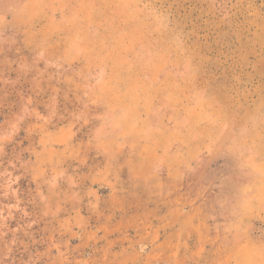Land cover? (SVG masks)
<instances>
[{"label": "rangeland", "instance_id": "374dc122", "mask_svg": "<svg viewBox=\"0 0 264 264\" xmlns=\"http://www.w3.org/2000/svg\"><path fill=\"white\" fill-rule=\"evenodd\" d=\"M43 7L57 17L76 10L84 26L67 35L91 41L87 54L123 55L126 43L137 53L140 43L155 64L177 63L214 113L195 126L192 164L176 184L164 181L159 194L102 188L92 202L86 178L102 160L92 144L101 108L93 89L104 70L84 67L71 46L28 48L22 31L3 21L0 264H264V0H44ZM160 103L162 127L182 131L178 111ZM64 126L74 157L44 164L35 156L38 135ZM180 137H168L165 164L177 160ZM252 168L258 190L246 176ZM156 171L163 175L164 165ZM120 177L134 182L125 171Z\"/></svg>", "mask_w": 264, "mask_h": 264}, {"label": "crops", "instance_id": "0c3cea01", "mask_svg": "<svg viewBox=\"0 0 264 264\" xmlns=\"http://www.w3.org/2000/svg\"><path fill=\"white\" fill-rule=\"evenodd\" d=\"M43 5L44 0H8L6 5L0 2V28L5 21L11 28L21 30L28 48L71 46L75 49L74 56L80 58L84 67L104 70L96 77L93 89V102L101 108L97 114L99 132L92 138V144L102 160L96 171L86 178L91 185L92 202L99 201V189L102 188L124 192L144 187L159 194L166 185L164 181L176 184L192 164L197 148L194 128L212 118V102L193 88L192 80L179 70L177 63L170 61L171 67H167L166 62L155 64L157 56L140 43L137 53H133L134 46L126 43L127 53L123 55L87 54L86 45L90 46L91 41L70 40L67 35L70 30L84 26L76 10L57 17L55 9L49 10ZM93 30H96L95 26ZM58 31L63 35L57 34ZM189 97L194 104L191 108H188ZM160 99L181 115L182 131H176L172 126L162 127L166 115ZM177 132L182 136L178 151L173 153L177 160L165 164V155L171 156V153H164L170 143L168 137ZM37 144L35 156L44 155L43 163L50 166L75 155V144L66 126L38 135ZM158 163L165 167L163 175L156 171ZM38 167L35 163L33 179L40 177ZM123 171L134 182H121ZM246 176L252 189L258 190L255 170L248 169ZM248 244L250 250L247 241H242L239 247L247 248Z\"/></svg>", "mask_w": 264, "mask_h": 264}]
</instances>
